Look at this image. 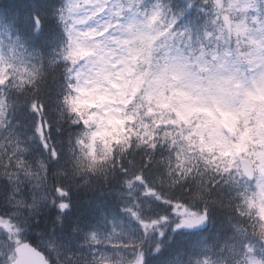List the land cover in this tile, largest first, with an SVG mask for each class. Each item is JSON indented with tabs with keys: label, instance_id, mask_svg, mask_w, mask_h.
<instances>
[{
	"label": "snow or ice",
	"instance_id": "obj_1",
	"mask_svg": "<svg viewBox=\"0 0 264 264\" xmlns=\"http://www.w3.org/2000/svg\"><path fill=\"white\" fill-rule=\"evenodd\" d=\"M0 264H264V0H0Z\"/></svg>",
	"mask_w": 264,
	"mask_h": 264
},
{
	"label": "trees",
	"instance_id": "obj_2",
	"mask_svg": "<svg viewBox=\"0 0 264 264\" xmlns=\"http://www.w3.org/2000/svg\"><path fill=\"white\" fill-rule=\"evenodd\" d=\"M73 199L76 206L73 209L72 219H76L85 216L90 210L96 208L97 206H101L105 200L108 199V197L100 192L74 190Z\"/></svg>",
	"mask_w": 264,
	"mask_h": 264
}]
</instances>
